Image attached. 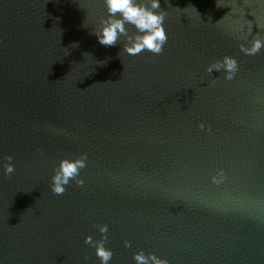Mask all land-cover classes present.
Returning <instances> with one entry per match:
<instances>
[{
    "label": "water",
    "instance_id": "water-1",
    "mask_svg": "<svg viewBox=\"0 0 264 264\" xmlns=\"http://www.w3.org/2000/svg\"><path fill=\"white\" fill-rule=\"evenodd\" d=\"M157 11L162 53L133 56L98 43L103 0H0V264H100L84 238L101 225L108 264H264V55L245 51L264 0ZM226 57L234 72L206 71ZM82 155L55 195L54 169Z\"/></svg>",
    "mask_w": 264,
    "mask_h": 264
},
{
    "label": "clouds",
    "instance_id": "clouds-1",
    "mask_svg": "<svg viewBox=\"0 0 264 264\" xmlns=\"http://www.w3.org/2000/svg\"><path fill=\"white\" fill-rule=\"evenodd\" d=\"M106 8V15L99 24V29L94 31L98 43L104 46H114L121 37L127 43L123 50L128 55H139L145 50L154 55L162 53L167 41L164 28L165 11H157L160 8V0H103ZM128 25L135 28L136 32L129 35ZM249 55H264V40L257 38L250 50H245ZM224 67L228 72H234L236 61L226 57L223 64L217 62L210 65L206 71L211 74L213 70L220 71ZM232 76L228 75L227 79ZM3 164L4 174L10 176L15 171V164L11 155L5 157ZM86 155H82L76 160L63 159L59 166L54 169L51 177L50 189L55 195H62L66 190V185L70 179H75L79 175V170L85 167ZM78 184L83 185V180H78ZM102 239L93 241L91 236L84 238V243L96 250V255L100 259V264H108L112 258V250L105 247L108 239V226H99ZM125 247L131 248L130 242L125 241ZM136 264H168L167 259H161L155 253L145 254L143 250L133 253ZM87 260V257H85Z\"/></svg>",
    "mask_w": 264,
    "mask_h": 264
}]
</instances>
